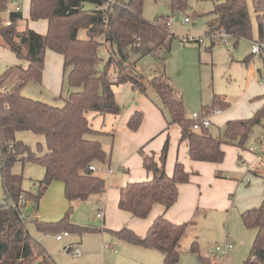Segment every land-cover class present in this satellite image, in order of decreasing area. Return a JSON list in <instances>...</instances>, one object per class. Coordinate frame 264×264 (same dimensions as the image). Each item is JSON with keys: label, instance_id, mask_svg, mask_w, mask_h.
<instances>
[{"label": "trees", "instance_id": "16d2710c", "mask_svg": "<svg viewBox=\"0 0 264 264\" xmlns=\"http://www.w3.org/2000/svg\"><path fill=\"white\" fill-rule=\"evenodd\" d=\"M85 3L93 6L87 8ZM4 6L5 1L0 0L2 45L19 59H25L27 66H11L0 75V177L2 200L10 203L8 207H0V264H57L28 231L26 224L29 218L22 214L23 205L19 203L20 198L25 197L29 203L34 201L37 205L53 181L63 183L69 207L58 221L30 218L35 227L42 232L58 233L95 230L72 223L70 214L77 203L105 190V180L96 170L90 169V165H108L111 152H106L101 142L94 139L102 132L93 128L88 114L116 116L120 113L115 85L129 82L139 93H145L148 83L158 95V108L166 125L179 126L180 140L186 141L192 160L220 163L225 156L222 145L244 148L253 129L264 127V103L249 117L227 120L222 133L217 134L213 133L211 123L205 126L202 121L186 116L182 96L165 73L164 57H159L160 67L145 82L143 75L136 72V62L147 54L158 56L163 43L152 44L141 33L146 32L148 26L157 32H169V19L157 16L153 24L147 22L142 17L143 0H29L28 18L31 21L45 20L44 33L29 28L27 24L19 29L18 23L23 20L21 12L9 15L10 25L1 24ZM251 7L252 10L247 0L214 2L210 11L214 16L207 22L206 30L211 44H215L220 34L231 36L233 46L243 38L262 40L264 0H251ZM188 8L189 0H170L172 14L185 12ZM252 14L256 23V38ZM81 31H84V36H80ZM100 47L107 50L103 70L98 68ZM46 49L61 54L63 79L69 87L77 88L70 91L61 107L20 93V88L28 81L41 82ZM260 55L264 56V52ZM111 67L115 70L113 77L108 74ZM17 68L22 70L21 78L15 86L5 87L6 79ZM227 106L214 94L211 104L203 106L200 113L209 115L214 109ZM141 121V111L135 110L126 125L131 131H136ZM195 122L198 129L193 128ZM19 130L42 135L44 147L38 142L39 152H36L16 138ZM137 152L151 178L121 186L117 206L137 218H145L156 203L165 209L172 206L178 197V184L187 183L191 173L178 160L172 173H166L168 138L163 143L158 161L153 153H145L142 147ZM18 161L38 163L44 168L42 179L37 181L36 193L24 190L22 173L12 171ZM216 176L227 177L226 174ZM203 213L196 209L192 219L182 223H173L159 215L142 237L127 227L108 231L118 239L158 250L163 257L162 264H175L182 252L181 240L190 227L197 226V218ZM240 217L246 228L256 230L244 264H264V199L257 206L241 211ZM189 250L197 254L202 264H215L200 254L197 240L192 241Z\"/></svg>", "mask_w": 264, "mask_h": 264}, {"label": "rangeland", "instance_id": "374dc122", "mask_svg": "<svg viewBox=\"0 0 264 264\" xmlns=\"http://www.w3.org/2000/svg\"><path fill=\"white\" fill-rule=\"evenodd\" d=\"M17 1L23 17V20L18 23L19 29L24 28L26 24L29 28H32V26L36 27L37 30L41 27L44 29L46 28L45 21L29 20V0ZM216 1L219 2L221 0H189V8L185 12H175L172 14L170 0H143L142 17L152 24L157 16L168 17L169 32H157L154 31L151 26H148L146 32L141 33V35L145 36L144 38H147L152 44L162 42L163 47L160 49L159 53H157L158 56L147 54L137 60L135 66L136 72L142 74L147 83L154 74V71L160 67L159 57L165 56V73L173 86L181 94L184 102L185 114L189 117L192 113L201 112L203 106L211 104L214 94H217L219 97H241L245 90V81L248 78L247 76L250 68L254 70V77H252V79L257 78L258 81H264V56H259L261 52L252 54L249 60H245L247 55L251 52L253 42L241 39L236 46H233L231 38L222 37L216 38L215 44H211L210 38L206 35V30L207 22L214 16L210 11L213 9V4ZM247 1L250 10H252L251 0ZM84 6L91 8L93 5L85 3ZM2 17L7 18V15H3ZM184 17H188L189 21L183 22ZM252 19L253 22H255L253 14ZM80 36H84V31L80 32ZM224 40H228V45L224 44ZM260 41H264V38ZM2 44L3 42L0 37V75L6 68L25 64L26 62L25 59L16 57L10 49ZM262 52H264V50ZM98 55L101 57L98 68L103 70L105 60L107 59L106 48L100 47ZM17 74L18 70L16 69L11 72L4 83L5 87L11 88L15 86L19 81ZM108 74L111 77L114 76L115 70L113 67L109 68ZM72 90H77V88L69 87L66 79H63V60L61 54L46 49L41 82H35L33 80L28 81L20 88V93L25 97L61 107ZM114 92L116 100L121 108L120 113L116 115L118 121L128 109H131L133 106H138L139 103L137 99L140 96L148 98V101L158 107V95L148 83L145 93H139L129 82L115 85ZM240 102L241 99H235L232 105H237L239 112H242L244 109L240 106ZM227 107L219 109L224 111ZM114 116L115 115H107L104 119V127L109 132L115 131L118 125V122L113 124ZM210 116L213 117L214 115L210 113ZM211 128L216 134L222 133L223 125L219 127L213 125ZM15 136L36 152H39L37 147L38 142L44 147V137L42 135L34 134L28 130H19ZM157 137L158 136H153V143ZM94 139L98 141L100 139L106 152L112 151L113 142L111 143L112 137L110 133L104 134L100 136V138L99 136H94ZM234 147L245 151L246 154L249 153L251 155L255 154L264 157V150H262V147H264V127L261 128V126H256L253 129L245 142L244 148L238 146ZM137 154L139 155L138 152ZM233 160L234 156L231 158L230 155L227 154L224 161L225 166L229 168L233 166ZM235 162L239 164L243 162V160L241 157L237 156ZM96 168L97 173L102 176L106 182L110 180V175L106 172L108 171L107 164H98ZM253 170L250 172L252 176H248L250 178L249 181L246 180L247 177L243 172L228 169L224 173L227 175L228 179L235 181L237 184H241L242 188L246 190L249 185L254 186L255 179H257L254 177ZM12 171L14 173H22V188L24 190L33 193L37 192V181L41 180L44 174V168L40 164L34 162L21 163L18 161L13 165ZM92 196L93 195L82 204L76 206L70 214V217L74 220H82L84 224L100 222L101 217L96 216L98 206L90 202L91 199H93L91 198ZM229 196V199L232 201L234 196L231 194ZM2 197L3 189L0 177V201ZM34 205L37 206V213L40 215L41 219H51L62 215L56 221L60 220L66 214L69 207L64 196L63 183L61 181L51 182L49 187L44 191L39 204L36 205L35 202L32 201L28 203L26 209L32 210ZM204 212L206 213V217H198L199 220L201 219L200 217H202L203 226L200 224L199 226L201 229L194 234L197 235L196 240L200 242V244L205 245L209 254L216 253V256L219 258L221 254L215 251V246L223 245V226L226 216L225 213L227 211L205 207ZM28 221L26 227L32 237L46 248L47 252L51 254L57 264H92L91 259L86 261L84 258L83 249L79 240V233L70 231L69 234L63 236L61 240H56L55 236L58 232L39 231L31 219H28ZM190 228L187 230L185 237H183L182 244L187 243L192 238L193 230L190 231ZM245 231L247 236L242 245L244 246L245 244V249L248 248L249 250L250 247H248V245L253 238V230L251 229L250 231V229L247 228ZM107 235L106 237L109 238V233ZM71 242L74 244L73 246H78L81 252L80 255L73 256L70 252H67L66 246ZM103 242H108V239H101L100 234V253L104 251L101 247ZM98 257L100 259V256Z\"/></svg>", "mask_w": 264, "mask_h": 264}, {"label": "crops", "instance_id": "0c3cea01", "mask_svg": "<svg viewBox=\"0 0 264 264\" xmlns=\"http://www.w3.org/2000/svg\"><path fill=\"white\" fill-rule=\"evenodd\" d=\"M32 28L40 33H44L46 30V28L44 29L43 27L38 30L36 27L32 26ZM253 28L254 37L256 38L255 22H253ZM246 40L251 42L254 41L249 39ZM250 54L252 53L250 52ZM250 54L245 58L246 61L250 59ZM259 56L262 55L259 54ZM163 57L165 59V56ZM26 66L27 61L25 64L19 65L21 68ZM21 68L16 69L18 70V79L22 76ZM247 77L245 81V90L241 97H219L221 101L227 102L229 106L224 111L219 110V113L214 114L213 117L210 116L211 126L216 125L219 127L220 125H224L227 120L249 117L262 106L264 103V81H258L257 78L252 79V77H254V70L252 68H250ZM238 98L241 99L239 104L244 109L242 112H239L237 105H232L234 100ZM137 100L139 103L138 106H133L131 109H128L119 121L116 116L113 117V124L118 122L116 130H113V132H109L104 127V119L107 115L89 114V120L93 128L102 132L97 136L100 138V136L110 133L113 147L110 162L108 164V171H106L110 175V180L106 182L96 171V173L105 180L106 187L101 194L93 195L91 197L93 199L90 201L98 206L97 213L99 211L103 213L100 222L84 224L82 220H74L70 217L71 222L74 224L95 228V230L78 234L85 260L88 261L91 259L92 264H162L163 257L158 250L118 239L108 230H118L122 227H127L142 237L145 235L153 220L159 215H163L173 223H182L192 219L196 209L204 211V208L208 207L227 211L225 213L226 216L223 226V244L231 243L233 247L226 255H221V257L218 258L216 253L209 254L205 245L198 242L200 254L209 258L212 263L215 264H244L249 254L256 230L252 229L253 238L249 242V250L248 248L245 249V244L243 246L242 243L247 236L245 231L247 228L241 220L240 213L244 209L257 206L264 199V157L255 154L251 155L249 153L246 154L245 151L234 146L222 145V149L225 153L222 162L214 163L192 160L188 154L186 141L180 140L179 126L177 124L167 126L160 109L148 101V98L140 96ZM135 110L141 111L143 117L140 127L136 131H131L126 124L128 118ZM153 136H158L154 143L152 141ZM166 138H168V152L165 163L166 173L169 175L172 173L174 163L177 160L184 165L186 171L191 173L187 183L178 184V197L176 202L167 209L160 204H154L150 213L145 218H137L128 211L120 210L117 206L119 188L124 186L127 182L151 178V173L144 169L142 158L137 154L138 149L142 147L145 153H153L155 160L158 161L161 148ZM227 154H229L231 158L234 156L233 166L230 168L225 166L224 163ZM237 156L241 157L243 162L239 164L236 163L235 158ZM228 169L243 172L247 177V181L250 179L248 176H252L250 172L254 169L253 174L255 175L254 177L257 178L255 179L254 186L249 185L245 190L242 188L241 184H237L227 177L223 178L216 176V174H225L224 172ZM230 194L234 196L232 201L229 199ZM67 203L69 204L68 200ZM82 203L83 202L77 203L74 208ZM61 216L51 219H41L39 215V218L42 221L50 222L56 221ZM200 216L206 217V213L204 212ZM202 217H200V220L197 218L198 221L195 228H190V231L193 230L190 241L182 244L181 240L182 252L175 264H202L197 254L189 250L192 241L197 239V235L194 233H197L199 229H201L199 225L202 224ZM108 233L110 236L109 238L106 237ZM100 234L101 239H108V242H103L101 244V247L104 249L102 253H100L99 250ZM73 245L74 244L71 242L66 246L67 252H70V248L73 247ZM98 256H100V259Z\"/></svg>", "mask_w": 264, "mask_h": 264}, {"label": "built area", "instance_id": "2783aa9c", "mask_svg": "<svg viewBox=\"0 0 264 264\" xmlns=\"http://www.w3.org/2000/svg\"><path fill=\"white\" fill-rule=\"evenodd\" d=\"M5 1V6L3 8V10L1 11V15H7V18H2L1 20V24L3 25H10L11 24V19L9 18V15L13 12H21L20 11V6L18 4L17 0H4ZM20 1V0H19ZM106 5H108V3H106ZM102 8V7H101ZM96 9H100V7H96ZM189 18L188 17H184V21L183 22H188ZM218 37L222 38V37H228L231 38V36L226 35V34H220L218 35ZM232 39V38H231ZM224 44L228 45V40H224ZM264 50V41H260V40H254L251 46V53L255 54V53H260ZM220 109H214L211 113L217 114L219 113ZM194 121H202L203 125L208 126L210 125L211 121H210V114L209 115H202V113L198 112V113H192L190 116ZM194 129H198L199 126L197 124V122L194 123L193 126ZM262 150H264V147H262ZM90 169L92 170H96L97 168L95 165H90ZM19 203L21 205H23V211L22 214L24 216H26L27 218H39V214L37 213L36 208L34 207L32 210H27L26 206H28V201L26 200V198L21 197ZM9 202H5L1 199L0 201V207H8L9 206ZM103 213L102 211H99L97 213L98 217H102ZM68 235L67 231H61L59 233L56 234L55 238L57 240L62 239L63 236ZM233 245L231 243H224L223 245L219 246L216 245L215 250L217 252H219L221 255H226L231 249H232ZM70 252L73 256H78L80 255V249L77 246H73L70 248Z\"/></svg>", "mask_w": 264, "mask_h": 264}]
</instances>
